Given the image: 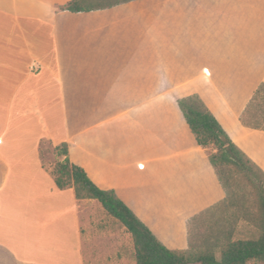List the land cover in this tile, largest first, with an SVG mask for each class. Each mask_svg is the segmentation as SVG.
Masks as SVG:
<instances>
[{"label":"crops","instance_id":"crops-1","mask_svg":"<svg viewBox=\"0 0 264 264\" xmlns=\"http://www.w3.org/2000/svg\"><path fill=\"white\" fill-rule=\"evenodd\" d=\"M70 1L0 0V191L11 178L12 193H39L51 226L30 230V249L0 241V264H47L63 242L84 264L88 226L73 188L57 189L42 164L44 142L65 144L93 184L166 248L185 250L187 221L224 192L176 101L196 94L264 171V130L240 121L264 85V0L54 11Z\"/></svg>","mask_w":264,"mask_h":264},{"label":"trees","instance_id":"trees-1","mask_svg":"<svg viewBox=\"0 0 264 264\" xmlns=\"http://www.w3.org/2000/svg\"><path fill=\"white\" fill-rule=\"evenodd\" d=\"M128 1L71 0L55 7L54 11L87 13ZM262 93L264 95V85L259 86L240 117L241 123L248 128L264 130L258 118L250 114ZM176 103L197 145L207 151L209 164L224 192L221 203L187 221L185 250L166 248L113 190L99 189L93 184L82 168L69 162L65 144L53 148L57 160L50 173L56 188H73L77 200H94L115 219L130 235L135 264H264V171L232 142L196 94L180 98ZM42 144L39 145V156ZM236 181H239L238 186H234ZM212 209L227 216L226 227L216 234L199 235L195 239L193 229L198 227L201 217ZM238 221L250 224L257 235L248 239L234 238Z\"/></svg>","mask_w":264,"mask_h":264},{"label":"rangeland","instance_id":"rangeland-1","mask_svg":"<svg viewBox=\"0 0 264 264\" xmlns=\"http://www.w3.org/2000/svg\"><path fill=\"white\" fill-rule=\"evenodd\" d=\"M92 1L101 2L104 0ZM106 1L113 2L114 0ZM203 72L206 74L205 70ZM250 114L252 117L256 116L260 125L264 126V119H262L264 116L263 93L254 103ZM40 157L42 164L52 170L57 159L49 143L42 144ZM12 181L10 178L5 189L0 191V241H3L12 250L21 246L26 250L30 249V245H32L30 240L33 237V239L36 238V236H31L30 230L34 229L35 232H38L42 226L48 224V219L42 215V211L38 210L37 202L42 200L39 193L33 192L30 195L12 193ZM238 183L239 181H236L234 186H238ZM77 206L81 219L88 226L91 236L88 245H85L84 264H135L132 240L126 230L115 219L107 215L94 200H78ZM226 218L227 216L217 209L209 210L201 217L198 227L193 229V237L199 238V235L216 234L219 230H223L227 225ZM50 228L51 226L48 224L43 229L50 231ZM256 235V230L250 224L238 221L234 238L248 239ZM51 246L56 254L47 257L45 260L47 264H78L74 252L71 249L67 251L66 243H57V245L52 244ZM18 256H21V253ZM248 264L260 263L250 262Z\"/></svg>","mask_w":264,"mask_h":264},{"label":"built area","instance_id":"built-area-1","mask_svg":"<svg viewBox=\"0 0 264 264\" xmlns=\"http://www.w3.org/2000/svg\"><path fill=\"white\" fill-rule=\"evenodd\" d=\"M34 70V69H33Z\"/></svg>","mask_w":264,"mask_h":264}]
</instances>
